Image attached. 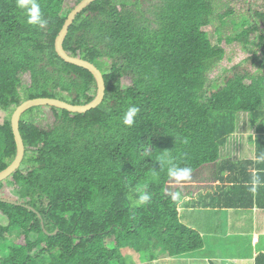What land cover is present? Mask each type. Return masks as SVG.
Here are the masks:
<instances>
[{
    "label": "trees",
    "instance_id": "1",
    "mask_svg": "<svg viewBox=\"0 0 264 264\" xmlns=\"http://www.w3.org/2000/svg\"><path fill=\"white\" fill-rule=\"evenodd\" d=\"M65 1L39 0L49 22L40 28L26 22L16 0H0V107L9 113L0 124V173L18 155L11 120L19 106L47 97L84 105L96 94L93 76L56 55L55 39L72 10ZM235 1L242 0H97L77 17L65 49L102 71L107 95L85 114L38 107L23 117L26 159L9 184L31 203L0 200V264H138L125 249L144 264H202L210 242L193 227L207 219L190 218L197 210L186 195L192 175L177 183L158 157L167 152L177 167L197 170L207 164L205 150L219 161L212 138L235 132L240 112L264 131L260 78L245 85L240 73L231 80L216 74L261 35ZM131 106L139 112L126 126ZM211 113L220 132L202 123ZM137 189L150 195L147 204H133Z\"/></svg>",
    "mask_w": 264,
    "mask_h": 264
},
{
    "label": "clouds",
    "instance_id": "2",
    "mask_svg": "<svg viewBox=\"0 0 264 264\" xmlns=\"http://www.w3.org/2000/svg\"><path fill=\"white\" fill-rule=\"evenodd\" d=\"M83 1L84 0L77 4L74 0H66L63 4V8H72V12ZM16 6L17 8L23 10L24 15L27 18L26 22L28 24L38 26L40 28L48 27L49 22L44 18L39 0H16ZM233 6L235 9L241 11L244 16L250 18L253 22L258 24V29L260 30L261 35L257 37L252 35L246 50H243L242 48L237 50L238 56L240 58H237L235 62L233 58L229 57L224 62V64L217 69L216 74L220 72L219 75L221 77L231 80L233 79L235 73H240L243 76L242 79L245 85L250 84L248 81L249 77L257 75L260 78L262 85H264V0L235 1ZM86 9L78 14V16L81 15ZM75 20L73 21L72 25L74 24ZM64 25L65 23L60 29L57 37L59 36ZM72 25L69 27L68 34L63 43L64 50L71 58L80 59L89 63L79 56L73 57L65 49L64 45ZM83 34L84 32L82 30L77 31V35L79 37H81ZM88 46L91 47L89 41L79 45L77 48L79 54L80 52H84ZM222 47L226 51L229 50V48L224 45H222ZM56 55L58 56L57 52ZM60 60L63 61L62 59ZM228 61H231L233 64L240 61H247L251 64V69L250 71H240L239 66L232 72L230 70L231 66L225 68V65ZM99 71L104 77L102 71ZM226 82L227 81L225 80V83ZM25 83H31V78L25 79ZM105 83H107V81H105ZM243 87L245 88V86ZM47 98L66 102L61 98ZM138 112V107H129L123 116V124L126 126H133ZM241 113H244L250 122V113L240 112L239 115ZM214 114L216 113H211L205 116L202 120V123L209 125L212 130L220 132L222 130L221 125L216 122L215 117H213ZM239 115L237 130L235 132L226 137L216 136L212 138L213 146L215 148H219L220 150L219 161L215 160L213 157L209 158V155H213V151L209 153V151L205 150L204 155L208 156V161L205 162L207 164H201L203 166L197 170L190 166L183 168L177 167L172 162V159L167 152L162 153L158 157V161L161 164L166 163L169 165L167 168V174L177 183L190 180L192 175V181L189 183L190 191H187L186 195L192 198V203L197 205V210H194L195 212L190 218L192 221L207 219V223L203 225H193V227L195 230H198L199 233L205 235V239L209 240L210 242L209 246H207V252L202 255V264H263L264 261V249H261L263 247V240L255 238L254 235L250 234V231L249 233H246L245 229L246 226L249 225V219H251L254 213V203L259 200V194L261 193L262 188H264V131L262 133L256 132L251 126V122L248 128L243 129L240 127L238 129ZM185 143H187V141H185ZM154 175L155 173H153V176ZM195 187H198L199 189H194ZM137 191L139 192V196L138 199L133 201V204L137 206L147 204L151 199L150 195L143 191V189H137ZM172 199L174 201L179 200L180 193H174L172 195ZM238 211L244 212L243 218L236 214ZM224 212H228L230 214L232 213L233 219L235 221L233 224V234L230 235L231 239H239L245 236L250 241L248 248L238 249L236 246L231 248L229 240L221 239L219 237L221 216ZM244 250H247V254L242 253ZM124 252H131L128 255L134 256L138 264H144L142 261H139V253L130 249H125ZM135 253H137L139 259L136 258ZM155 264H157V262H155Z\"/></svg>",
    "mask_w": 264,
    "mask_h": 264
},
{
    "label": "water",
    "instance_id": "3",
    "mask_svg": "<svg viewBox=\"0 0 264 264\" xmlns=\"http://www.w3.org/2000/svg\"><path fill=\"white\" fill-rule=\"evenodd\" d=\"M95 1L97 0H84L80 5H78L68 16V19L66 20L63 29L61 30L59 36L56 39V52L59 58L62 59L66 64L86 70L94 77L97 83V94L95 99L86 105H72L67 102H63L56 99H49V98L30 100L26 104H24L18 110V112H16L13 118V127L15 131L16 141H18L19 156L18 159H16V161L12 164V166L9 167L7 171H5L0 175V180L7 178L16 169H18L25 157L26 148L20 130L22 116L25 112H27L31 108L38 106H52L67 110L71 113L85 114L87 112L95 110L104 101L105 94H107V83H105V79L102 76L101 72L94 65L90 63L84 62L80 59L71 58L63 47L64 40L68 34L69 27L72 25L73 21L76 19L78 14H80L84 9L89 7Z\"/></svg>",
    "mask_w": 264,
    "mask_h": 264
},
{
    "label": "crops",
    "instance_id": "4",
    "mask_svg": "<svg viewBox=\"0 0 264 264\" xmlns=\"http://www.w3.org/2000/svg\"><path fill=\"white\" fill-rule=\"evenodd\" d=\"M254 213L249 219V225L246 226V233L254 235L255 238L263 240V247L264 249V188H262L261 193L259 194V200L254 203ZM236 214L243 218L244 212L238 211ZM233 214L224 212L221 216V228L219 237L221 239L229 240V244L231 248L234 246L238 247V249H246L248 248L250 241L245 237H241L239 239H231L230 235L233 234V224H234ZM245 233V231H244ZM245 235V234H244ZM232 240V241H230ZM243 254H247V250L242 252Z\"/></svg>",
    "mask_w": 264,
    "mask_h": 264
},
{
    "label": "rangeland",
    "instance_id": "5",
    "mask_svg": "<svg viewBox=\"0 0 264 264\" xmlns=\"http://www.w3.org/2000/svg\"><path fill=\"white\" fill-rule=\"evenodd\" d=\"M230 58H233L236 62V59L240 58L238 56V51L233 52V54L230 56ZM228 66H231L230 70L232 72L235 68H237L239 66H240V71H250V69H251V64L247 61H240V62L234 63V64L231 61H228L227 64L225 65V68ZM219 74H220V72L218 73V75ZM25 79H30V77L26 76ZM121 84L124 86H130L131 80L122 79ZM8 117H9V113L0 107V124H3ZM50 117H51V115H50ZM249 125H250V122L248 121L246 115L244 113H241L239 115L238 129L240 127H242L243 129L248 128ZM9 182H13V180L11 179V180H8L6 183H4L3 189L0 191L1 197L5 198V199L13 200V201H18V202H23V203H31V199L28 196H24L19 191L18 187H14V186L10 185ZM176 186H178V184H176ZM16 188H18V191H16V193H15ZM194 189H199V188L195 187ZM124 253L126 255H128L131 252H124ZM135 256L137 259H139L137 253H135ZM158 261L161 262L159 264H177L175 259H164V258L162 259V258H160Z\"/></svg>",
    "mask_w": 264,
    "mask_h": 264
},
{
    "label": "bare ground",
    "instance_id": "6",
    "mask_svg": "<svg viewBox=\"0 0 264 264\" xmlns=\"http://www.w3.org/2000/svg\"><path fill=\"white\" fill-rule=\"evenodd\" d=\"M28 101H26V102H24L21 106H19L18 107V109H16V111L14 112V114H13V116H12V128H13V131H14V127H13V118H14V115L16 114V112H18V110L24 105V104H26ZM38 107H44V108H48V107H52V106H38ZM38 107H34V108H38ZM34 108H31V109H29L27 112H25L24 114H23V116H22V120H23V117L30 111V110H32V109H34ZM56 108V107H55ZM60 109V108H59ZM62 110H64V109H62ZM22 120H21V123H22ZM20 130H21V125H20ZM21 134H22V136H23V133H22V130H21ZM14 135H15V131H14ZM23 139H24V144H25V148H26V143H25V138H24V136H23ZM15 140H16V138H15ZM16 144H18V141H16ZM26 154H27V148H26V152H25V157H24V159H23V161H22V163H21V165H20V167L18 168V169H16L15 171H18V170H20L21 169V167H22V165H23V163H24V161H25V159H26ZM18 156H19V147H18V155H16V158H15V160H14V162L16 161V159H18ZM13 162V163H14ZM12 163V164H13ZM12 164L9 166V167H11L12 166ZM8 167V168H9ZM8 168L6 169V170H4V171H2L1 173H0V175L2 174V173H4L5 171H7L8 170ZM14 171V172H15ZM13 172V173H14ZM13 173L10 175V176H8L7 178H5V179H1L0 180V183H6V181L9 179V178H11V176L13 175ZM12 179V178H11ZM10 179V180H11ZM4 185V184H3ZM0 200H2L3 202H5V203H8V204H11V205H15V206H21V205H23V204H21V203H19V202H16V201H13V200H9V199H5V198H3V197H1L0 196ZM25 207H27V208H29V209H32V210H35L34 208H31V207H29V206H26V205H24ZM44 225V224H43ZM45 227V226H44ZM50 261L51 260H49V262H47L46 264H50Z\"/></svg>",
    "mask_w": 264,
    "mask_h": 264
}]
</instances>
